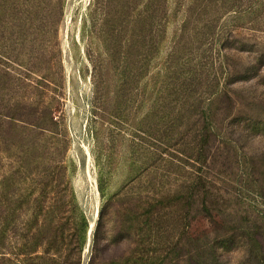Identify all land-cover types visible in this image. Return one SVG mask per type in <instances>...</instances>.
Wrapping results in <instances>:
<instances>
[{
    "label": "rangeland",
    "instance_id": "374dc122",
    "mask_svg": "<svg viewBox=\"0 0 264 264\" xmlns=\"http://www.w3.org/2000/svg\"><path fill=\"white\" fill-rule=\"evenodd\" d=\"M93 2L0 0V264H76L81 218L80 264H264V0H164L133 24L138 71L121 55L109 72V112L143 127L138 160L170 195L150 230L115 205L100 220L133 160L130 129L112 141V115L94 118Z\"/></svg>",
    "mask_w": 264,
    "mask_h": 264
},
{
    "label": "trees",
    "instance_id": "16d2710c",
    "mask_svg": "<svg viewBox=\"0 0 264 264\" xmlns=\"http://www.w3.org/2000/svg\"><path fill=\"white\" fill-rule=\"evenodd\" d=\"M164 0H94L93 10L91 14L92 28L94 33L98 35L99 39L103 41L105 54L108 58V61L104 63L100 58H94L91 54V59L94 66V81L96 86V101H95V110L94 118L104 124L109 122L107 120V114L112 115L114 121L112 122L116 128V132H110V140L115 141L116 136L122 137L123 130L127 127L130 129V136L132 137V144L130 148L132 162V175L130 179L123 185L117 194H115L111 199L108 200V204L103 206L101 211L100 220L103 218L104 210L108 209L110 205H114L118 208V213L122 216V224L128 229L133 228L135 224H144L150 227L153 226L156 214H157V205L162 202L163 199L169 198L170 195H161L164 191L162 187L161 192H158V185L156 186V181L154 177L156 176L157 170L155 169L156 164L151 162L149 159H152L150 152L145 154V160H138V154H140L139 147L140 144L137 141L142 140L140 133L145 134L143 127H140L139 124H134V118H132L126 108L123 111L122 108L117 114H111L107 107V97L105 88L108 85L109 72L115 67V62L121 55L124 58V67L127 69L132 65L133 69L138 71V67L132 62L131 55L133 54L132 50L137 46V42L134 41L136 37L135 28L133 24L139 22L142 19V22L147 17L158 18L159 20L164 13ZM145 6L144 11L137 13V6ZM133 31V34L131 33ZM131 37V38H130ZM90 52V51H89ZM106 65V66H105ZM128 76L135 75L136 72H127L123 69ZM184 75V74H181ZM126 78V77H125ZM176 79H179L176 78ZM180 90V88H179ZM181 94L187 95V90L182 89ZM187 96L184 100L182 110L187 102ZM182 113V112H181ZM180 113V114H181ZM179 118H177V121ZM111 123V124H112ZM209 132L195 133L192 138L193 142L197 143V140L202 142L207 141ZM200 136V138H198ZM109 151H113L110 149ZM113 152L108 154V168L114 169L112 165ZM193 161L202 163L204 155L201 150H193L191 154H188ZM202 180L203 178H197ZM196 182H192L191 186V200H194L197 193V188H195ZM102 190V188H101ZM105 197V194H102ZM114 203V204H113ZM67 206V204H66ZM65 206V208H66ZM64 208V209H65ZM208 208L203 207V211L208 213ZM216 213H222L217 210ZM136 220H135V219ZM64 220V217H62ZM62 227V239L67 238L66 234L67 229ZM87 228V221L84 218L80 219V222L77 224L76 232L77 238L75 240V260L76 264H80V257L83 244V234ZM130 243H134L135 239L128 237L127 239ZM194 240V239H193ZM131 260H136L135 263L140 262L141 260L136 258L138 255H141L140 251L137 249L131 252ZM151 258H148L145 261L150 262Z\"/></svg>",
    "mask_w": 264,
    "mask_h": 264
}]
</instances>
